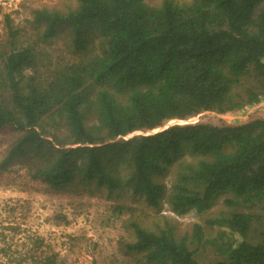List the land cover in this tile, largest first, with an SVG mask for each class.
Masks as SVG:
<instances>
[{"label": "trees", "instance_id": "16d2710c", "mask_svg": "<svg viewBox=\"0 0 264 264\" xmlns=\"http://www.w3.org/2000/svg\"><path fill=\"white\" fill-rule=\"evenodd\" d=\"M70 1L33 13L37 43L20 42L11 28L0 53V132L17 136L0 173L30 163L54 194H130L154 209L166 201L177 217L204 214L226 196L229 219L207 224L228 225L242 241L217 264H264V238L248 239L260 217L240 212L264 204L263 119L125 140L264 102V0ZM62 35L82 58L52 67L38 47ZM134 212L114 208L118 217ZM161 219L154 230L132 222L122 253L141 256L137 263L200 264L189 244L204 241L202 226L178 235L175 221Z\"/></svg>", "mask_w": 264, "mask_h": 264}, {"label": "rangeland", "instance_id": "374dc122", "mask_svg": "<svg viewBox=\"0 0 264 264\" xmlns=\"http://www.w3.org/2000/svg\"><path fill=\"white\" fill-rule=\"evenodd\" d=\"M163 0H145L148 6H158ZM179 3L187 0H175ZM70 0H0V53L10 41L12 28L18 31V40L31 45L38 42L39 31L33 13L44 8L65 10ZM68 46L69 37L59 36L46 46H39L52 67L60 63L78 62L82 56L74 55ZM99 47L92 52L99 53ZM48 72V71H47ZM43 69V78L48 73ZM264 120V102L257 108L241 114L220 115L203 113L185 122L172 121L164 127L147 133L129 136L154 135L173 126L206 124L217 127L237 126L254 120ZM178 124V125H177ZM16 135L0 132V163L7 156ZM30 163H17L0 173V264H145L137 263L141 256H125L122 244L131 242L129 226L137 221L144 227L156 229L162 217L175 221L178 235L193 233V225L199 224L205 232L202 243L189 244L200 264H217L226 259L225 251L242 239L228 225L210 227L207 222L229 219L226 196L217 199L215 206L204 214L191 211L177 217L166 201L159 209L149 207L141 198L130 194L107 200L105 195L74 196L54 194L48 184L33 178ZM168 188L171 176L160 179ZM132 208L134 216L114 214V208ZM240 212L259 216L248 239L259 243L264 238V204Z\"/></svg>", "mask_w": 264, "mask_h": 264}, {"label": "water", "instance_id": "95a60500", "mask_svg": "<svg viewBox=\"0 0 264 264\" xmlns=\"http://www.w3.org/2000/svg\"><path fill=\"white\" fill-rule=\"evenodd\" d=\"M177 122H180V121H177ZM182 122V121H181ZM178 125V124H177Z\"/></svg>", "mask_w": 264, "mask_h": 264}]
</instances>
